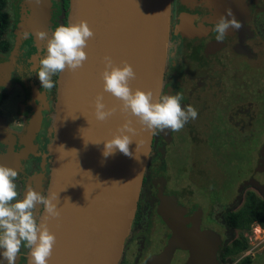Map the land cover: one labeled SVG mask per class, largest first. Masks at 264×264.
<instances>
[{"label": "flooded vegetation", "instance_id": "obj_1", "mask_svg": "<svg viewBox=\"0 0 264 264\" xmlns=\"http://www.w3.org/2000/svg\"><path fill=\"white\" fill-rule=\"evenodd\" d=\"M5 2L9 25L3 38L10 47L6 52L0 49V72L2 73L0 84L3 87L0 94L5 95L0 106L8 99L9 90L14 86L17 87L20 92L15 116L21 118L22 129L17 132L9 128L0 112V125L5 133L13 135V138L9 137L7 141L0 140V155L6 154L9 147L15 153L25 151V157L19 160L15 169L18 173L15 180L17 199L22 200L29 188L46 196L52 162L49 153L51 143L49 128L51 124L53 125L55 115L59 73L52 77L55 83L53 89L42 88L37 72L39 61L47 54L44 47L48 41L38 39L36 33L46 32L50 39L57 27L64 26V21L67 25L69 0H5ZM227 10H231L241 27L238 30L229 28L226 30L224 39L218 41L214 29L222 17L230 19L226 15ZM169 20L168 45L158 102L165 96L179 94L182 96L180 101L182 109L191 106L198 115L196 119L186 122L178 132L170 129L153 132L135 216L117 264H188L192 254L189 249H184L183 245H177L167 260L161 257L172 236V230L158 214L160 197L167 195L175 199L178 207L186 211H194L191 218L198 222L199 232L203 234L204 239L202 241L199 237L187 232L190 246L197 249L200 254L207 255L208 252L214 251L215 264H229V259L224 262L222 250L232 241L229 236L230 230L225 226V218L222 220L214 209L229 206L238 209L250 194L246 192V186L258 187L250 182L257 180L242 181L236 197L228 205H224L220 200L222 189L215 188L213 191L210 189V192L203 189V195L209 201V210H205L191 190L190 170L187 167L181 170L175 169L170 164L168 156L170 148L179 143L181 136L187 146L197 145L195 143H213L208 132L203 131L210 113L209 102H214V106L223 105L226 108L223 113L225 121L232 122L236 117L233 125L241 131L244 130V124H250L254 120L251 96L248 97L249 100L237 99L234 105H232L233 101H230L232 98L228 96L234 93L233 85L242 83L246 87L250 86L249 77L255 70L251 65L259 59L256 47L257 44L260 46L264 43V0H225L223 2L170 0ZM9 33L11 38H8ZM10 58H12L11 64H9ZM215 72L217 73L216 85L222 82L225 84L221 90L216 87V91L220 94L209 87V82L214 80ZM33 107L40 111L42 120L32 140L33 147H25L20 144V138L24 135L28 120L33 114ZM253 129L255 135L249 137V143L254 142L256 130H262L258 127ZM259 135L258 137L262 139L259 160H262L264 134L259 133ZM254 172L264 175V172L256 170ZM258 189L262 193L259 187ZM207 194L210 195L209 198ZM200 195L202 196V193ZM41 210L42 206L38 205L36 214L40 215ZM186 228L191 229V226ZM28 250L22 245L15 264L26 263ZM0 264H7V261H3L0 257Z\"/></svg>", "mask_w": 264, "mask_h": 264}, {"label": "water", "instance_id": "obj_2", "mask_svg": "<svg viewBox=\"0 0 264 264\" xmlns=\"http://www.w3.org/2000/svg\"><path fill=\"white\" fill-rule=\"evenodd\" d=\"M169 19L170 0H69L67 25L86 21L94 37L84 49L88 57L84 66L76 72L66 69L57 78L46 196L49 192L59 193L61 215L47 223L56 236L48 264L118 263L135 216L153 132L135 117L123 113L120 102L107 93H103V102L107 108L115 109L112 117L98 122L93 105L96 96L102 93L100 74L105 56H110L116 66H122V62L130 64L136 73L130 84L132 90L151 92L152 102L158 103ZM41 120L40 111L33 107L20 144L33 147ZM125 124L135 130L129 145L132 156L117 150L104 157V141L119 135L118 130ZM9 137L13 135L5 133L0 125V140L7 141ZM23 157L25 151L15 153L9 147L6 154L0 155V165L16 169ZM256 171L264 172V157ZM250 182L264 194V185L255 180ZM43 214L42 209L40 216ZM158 214L172 230L161 257L167 260L177 245H183L192 254L188 264H215L214 251L200 254L190 246L187 232L204 239L198 222L191 218L194 211L178 207L175 199L167 195L160 197ZM190 226L191 229L186 228ZM25 264H31L30 249Z\"/></svg>", "mask_w": 264, "mask_h": 264}, {"label": "clouds", "instance_id": "obj_3", "mask_svg": "<svg viewBox=\"0 0 264 264\" xmlns=\"http://www.w3.org/2000/svg\"><path fill=\"white\" fill-rule=\"evenodd\" d=\"M226 15L230 19L222 17L214 29L218 41L224 39L229 28L238 30L241 27L231 10H227ZM36 37L48 41L47 54L39 61L37 76L42 88L51 90L55 87L52 80L55 74L63 73L66 69L76 72L84 66L88 59L84 49L94 37V32L86 21H81L57 27L50 39L48 33L43 31L37 32ZM103 62L104 70L100 74L102 93L96 96L93 105L98 122L108 120L115 113V109L106 107L103 93L118 100L123 113L135 117L144 128L152 132L163 129L178 132L190 119L197 118L198 113L193 107L182 109V96L179 94L165 96L160 102L153 103L151 92L139 89L133 91L130 84L136 79V73L127 62L116 66L110 56H105ZM118 132L119 135L104 141V157L113 155L117 150L125 156H132L129 145L135 130L125 124ZM17 176L15 169L0 165V257L7 264H15L23 245L30 249L31 264H48L56 236L49 231L47 223L59 219L61 215L58 208L59 193L49 192L45 196L29 188L24 198L18 200L15 184ZM38 205L42 206L43 216L36 214Z\"/></svg>", "mask_w": 264, "mask_h": 264}, {"label": "rangeland", "instance_id": "obj_4", "mask_svg": "<svg viewBox=\"0 0 264 264\" xmlns=\"http://www.w3.org/2000/svg\"><path fill=\"white\" fill-rule=\"evenodd\" d=\"M10 34L11 33L8 34V38H11ZM47 44L44 47L45 50H47ZM256 50L259 53V59L251 65L255 70H252V75L249 77L250 86L246 87L242 83L233 85L232 88H234V93L228 96L232 98V100L229 98L231 102L233 101L232 105L238 101L237 99H239V101L249 100L250 98L248 97L251 96L250 102L252 103L251 109L254 110V120L250 124H244V130L241 131L240 128L238 129L233 125V121L236 117L232 122H229L230 124L225 121V114L223 113L226 108L223 107V105H216L215 103L216 106H214V102H209V104H211V107H209L210 113L206 124L203 126V131L206 130V132H208V136L210 135L212 137L211 142L213 143H195L197 145L187 146V144L183 142V136H181L178 140L179 143L169 150L170 155L168 156V160L175 169L181 170L187 167L190 170L189 182L191 184V190L205 210H209V201L205 199L203 189H207V192H210V189L212 191L215 190V188L222 189L220 191V200L224 205H228L232 203L236 197L238 189L242 186V181L256 179L259 181L258 183L264 184V175L254 172L257 169L256 166L260 162L259 153L262 146V139L258 136H260L259 133L261 135L264 134V43L260 44V46L257 44ZM1 74L0 72V75ZM216 83L217 73L215 72L214 80L213 82H209V87H212L215 93L220 94V92L216 91V87L221 90L225 84L222 82L220 85H216ZM0 90L3 91L1 84ZM19 92L17 87H12L9 90L8 99L4 104L6 109L13 114L18 107ZM254 127L261 128L262 130H256L254 142L250 141L249 143V137L255 135ZM52 130L53 125L51 124L49 128L50 142H52L53 138ZM209 138L210 137H208V139ZM245 190L264 200V194L259 191L258 187L248 185ZM201 193L202 196L200 195ZM207 196L208 198L210 197L208 194ZM235 209H237V207L229 206L215 208L214 210L218 213L219 217L224 220V215L228 211ZM255 226L256 224L252 226L250 232L244 234L248 243L247 249L234 256L229 264H244L243 261L246 258L251 260L250 264H264V226H261L262 228L260 231L254 234L253 227L255 228ZM229 234L230 240L238 235L235 231H230Z\"/></svg>", "mask_w": 264, "mask_h": 264}, {"label": "trees", "instance_id": "obj_5", "mask_svg": "<svg viewBox=\"0 0 264 264\" xmlns=\"http://www.w3.org/2000/svg\"><path fill=\"white\" fill-rule=\"evenodd\" d=\"M5 0H0V49L6 52L10 45L3 38L9 25V17L5 11ZM66 25V21H64ZM5 95L0 94V103ZM49 145V144H48ZM225 226L230 231H235L238 235L232 241L226 244L222 250L224 262L247 249V239L245 233L250 232L254 224L264 226V200L250 193L244 203L236 211H228L225 216ZM244 264H250L251 260L246 258Z\"/></svg>", "mask_w": 264, "mask_h": 264}, {"label": "crops", "instance_id": "obj_6", "mask_svg": "<svg viewBox=\"0 0 264 264\" xmlns=\"http://www.w3.org/2000/svg\"><path fill=\"white\" fill-rule=\"evenodd\" d=\"M7 101V100H6ZM5 101V102H6ZM5 102L0 106V112L2 114V118L5 121V123L9 126V128L13 129L14 131L20 132L21 131V118H17L15 116V113H11L6 109V106H4Z\"/></svg>", "mask_w": 264, "mask_h": 264}, {"label": "built area", "instance_id": "obj_7", "mask_svg": "<svg viewBox=\"0 0 264 264\" xmlns=\"http://www.w3.org/2000/svg\"><path fill=\"white\" fill-rule=\"evenodd\" d=\"M262 227L260 225H257L255 226V228L253 227V231H254V234H256L257 231H260Z\"/></svg>", "mask_w": 264, "mask_h": 264}]
</instances>
